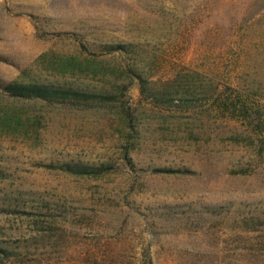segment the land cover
<instances>
[{"label": "rangeland", "instance_id": "rangeland-1", "mask_svg": "<svg viewBox=\"0 0 264 264\" xmlns=\"http://www.w3.org/2000/svg\"><path fill=\"white\" fill-rule=\"evenodd\" d=\"M0 247L20 264H264V0H0Z\"/></svg>", "mask_w": 264, "mask_h": 264}, {"label": "trees", "instance_id": "trees-1", "mask_svg": "<svg viewBox=\"0 0 264 264\" xmlns=\"http://www.w3.org/2000/svg\"><path fill=\"white\" fill-rule=\"evenodd\" d=\"M58 37H64L66 34L58 33ZM74 38H77V35H71ZM119 50H124L123 45H117L109 49L110 52H115ZM140 79V89L141 95L143 97H149L148 88L145 79L138 77ZM6 91L13 97L32 99L39 98L50 103H59V104H72L78 105L77 97H90L88 93H81L79 91H73L68 89H56L48 86L42 85H20L17 83H8L4 85ZM171 102L173 99H170ZM54 167L50 165V168ZM60 169L79 176H92L98 177L101 176L105 171L109 170V165L103 164L101 166H89L85 164H64L59 167ZM156 172L164 173H181V170L175 169H156ZM0 264H20V262L12 261L7 256V250L3 247H0Z\"/></svg>", "mask_w": 264, "mask_h": 264}]
</instances>
